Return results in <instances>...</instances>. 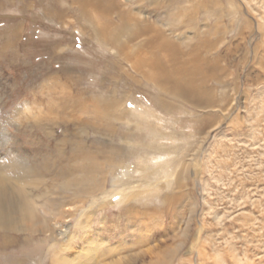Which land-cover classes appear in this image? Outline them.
<instances>
[{
  "label": "rangeland",
  "instance_id": "rangeland-1",
  "mask_svg": "<svg viewBox=\"0 0 264 264\" xmlns=\"http://www.w3.org/2000/svg\"><path fill=\"white\" fill-rule=\"evenodd\" d=\"M132 1L167 33L163 22L172 21L168 36L180 49L212 43L197 49L219 59L208 68V107L167 97L124 62L120 69L115 48L79 22L71 0H0V175L10 178L0 204L18 217L9 200L26 190L46 211L44 231L52 222L68 226L62 237L24 233L25 224L0 229V242L8 238L0 264H55L107 244L109 233V250L124 258L107 264H264V0H157L155 11L151 0ZM190 16L194 31L183 43L177 33ZM162 100L174 109H162ZM101 102L109 118L97 113ZM126 204L153 215L148 240V230L124 226Z\"/></svg>",
  "mask_w": 264,
  "mask_h": 264
},
{
  "label": "bare ground",
  "instance_id": "bare-ground-1",
  "mask_svg": "<svg viewBox=\"0 0 264 264\" xmlns=\"http://www.w3.org/2000/svg\"><path fill=\"white\" fill-rule=\"evenodd\" d=\"M71 1H72L73 5H76V7L78 8L79 12H78V16L77 17H78L79 22H81L82 20H85L87 22V24L88 23L89 24H93L91 26V30L93 31L95 36L99 40H101L102 43H104L105 45L113 46L115 48L117 56L121 57V61H122V63L119 61V68L120 69H122V70L124 69L123 62L125 63V65L133 67L138 73H141L145 77V79L147 81H150L152 83V85L154 87H156L160 91V93L166 95L167 97H172L174 99L178 98L180 100L182 99L183 101L187 102L188 104L192 103L195 106L196 105H207V107H208V105H210V103H212V101H213V96L211 94L212 91H211V89L209 87H208L209 89L207 88V78H208V73H209L208 68L211 71H213L214 68L217 69L216 65H217V61L219 59L217 58L218 60L217 59L213 60V58L212 59L208 58L209 60H207V58H206L207 54H206V56H203V55H201L202 52L197 50V49L200 50L202 48V46L211 47L210 45H212V43H209V41H208L209 39L207 40L206 38H202V39L200 38L197 41V43H198L197 45L193 46V48H188L186 51H184V49H180L179 48L180 46H178L176 40H173L170 36H168L171 33H175L174 30H171L169 28V26H171L173 24L172 21L169 20L170 23L169 22L168 23L167 22L166 23L163 22V25L165 26V27L164 26L163 27L167 28V30L169 32V33H167V31L158 28L154 24V23H156V22H154L155 20L157 21L158 24L160 23V19L158 18L159 16L157 18H155L154 21H151L150 20L151 17H149V15H147V14L142 13V10L140 8L134 7V8H136L134 10V8L128 7L126 2L129 1V0H105L103 2L97 1V0H71ZM135 1H137V0H135ZM131 2H134V1L131 0ZM151 2L153 4L150 3L149 5H152L151 9L154 10V8L158 5V1L157 0H151ZM135 4H136L137 7H138V5H140V7H141L142 2H140V3L138 2V3H135ZM186 7H187V5H186ZM94 13H96V14L100 15V17H102L101 21L98 20L95 17ZM114 14L118 18V22L117 23H114L112 21L111 17ZM54 16L59 18V20L61 19L58 13H56ZM185 19H186V17H185ZM189 19L191 20V22L189 21ZM181 22H183L184 27L181 26L182 27L181 30H179V32L177 33V37H178L177 39H180V40L182 39L183 43H186L184 40H186L188 38H191V36L188 37V38H186V37L191 35L193 33V31H194V30L191 31L192 32L191 33V32H189L187 30V28H189V27L191 28V26H192V18L190 16V18L188 17L185 21H181ZM159 25L161 26V24H159ZM194 35H197V34L195 33ZM214 47H215V45H214ZM211 50H212V47H211ZM147 55H148V57H147ZM180 59H184V60L181 61ZM154 66H156L155 69H153ZM124 71H125V69H124ZM212 73H214V72H212ZM125 74L127 75V73H125ZM217 83H219V82H217ZM133 87H134V85H133ZM105 96H107V95H104V97ZM90 101H91V98H90ZM94 101L96 102L95 99H94ZM102 102H104V101H102ZM102 102H101V104H99V103L97 104L99 106V108H100L99 112H97V113L98 114H100V113L102 114L103 111H106L105 116H107L109 118L108 115L111 114L109 112L110 110H108L106 108V106H104L105 102L104 103H102ZM107 102H108V100H107ZM91 103H93V100L91 101ZM159 104H157V105L160 106L162 109L171 110V108L173 107L172 103L166 102L164 100H162V102L159 101ZM77 105H79V104H77ZM92 105H94V103ZM65 108H66V106H65ZM63 109H64V107H63ZM94 109H95V106H94ZM109 109H111V108H109ZM112 109H114V108H112ZM172 109H174V108H172ZM119 111H120L119 113L122 112L120 109H119ZM48 113H50V112H48ZM131 113H129L130 115L129 114L128 115L131 116L132 115ZM143 115H145V114H143ZM112 116L114 117L115 114L112 115ZM116 116H119V115L116 114ZM132 116H136V115H132ZM124 118H126V117L124 116ZM127 120H129L128 117H127ZM154 120L159 121L156 118H154ZM109 123H110V121H109ZM142 123H143V121H142ZM106 127H108V126H106ZM97 128H99V127H97ZM109 129L111 130V128H109ZM92 130H94V129L92 128ZM94 131H96V130H94ZM111 131H113V130H111ZM111 131H109V133H111ZM98 132H100V131H98ZM101 133H103V132H101ZM126 133H128V132H126ZM95 134H97V133H95ZM124 136H123V138H124ZM120 140H121V138H120ZM60 142H62V141H60ZM80 146H82V145H80ZM116 146H114V147L116 148ZM79 150H82V148L79 149ZM72 152H73V150H72ZM6 179H10V178H5L4 176L0 175V196L1 197L5 195V193H3L2 191L6 187V183H5ZM71 180H73V182H76V181H74V178L71 179ZM71 180H69V181H71ZM77 180L79 182V179H77ZM150 184L152 185V183H150ZM74 185H76V184L73 183V185H72L73 187L71 186L73 188V191L77 188V186H75L76 188H74ZM63 186H65V185H63ZM17 187H18V185H17ZM66 188H67V186H66ZM78 188L80 189L79 185H78ZM21 189H22V187H21ZM24 192H20L19 194L17 193L18 194V199L17 200L16 199L15 200H12V199L9 200L15 205L14 206L15 212L18 214V217L17 216H13L12 217L11 212L8 211L7 209L1 207V204H0V229H3V231H8L9 229H13V230L17 229V230L20 231V230H23L22 225L25 224L27 229H24V233H28V234L31 233V232H34L36 230H40L41 232H44V233L49 232L50 235L55 233V234L60 235L61 237L64 236V234H67L66 233V231L68 230L67 224L60 225L61 224L60 222H54V223L52 222L49 226L46 227V229L44 231L43 222H44V219H45V216H46V211L43 210V208L41 209L40 208L41 205L38 204L31 197H28L27 194H25ZM80 192L82 193L83 190L82 191H78V193H80ZM9 193H11V191ZM78 193H76V194H78ZM84 193H85V191H84ZM119 193H121V192L119 191ZM11 194H14V192L11 193ZM17 194L16 195L14 194V195L17 196ZM76 194H74V195H76ZM5 200H6V198L3 199V201H5ZM58 204H57V207H60ZM60 204H62V203H60ZM2 205H3V203H2ZM70 205H69V207L71 208L72 206H70ZM64 207H66V206H64ZM134 207H136V206H134ZM133 208L131 206H129L128 204H126V206H124L122 211L120 212V216L122 217L123 222L125 223L124 226L129 227V229H130L131 226H134L135 229H137L136 231L138 233L140 231H142L143 229H144L143 231L148 230L149 232L145 233L146 236H147L146 237L147 239L146 238L143 239V240H145V239L148 240L149 234H152V232L154 231L152 226H153V223H156V221L153 220V215L149 216L150 212L148 211L147 216H149V217L146 220L147 223H145V224L141 223V219H143L144 217H147V216H145V214H146L145 212H147V211L144 210L145 212L140 214V213L136 212V210H134L135 208L134 209ZM136 208H138V207H136ZM74 209H72V211ZM62 211L63 210H59L58 211V208H57L56 213H58V214L59 213H63ZM85 211L86 210L81 209L80 210V215L85 213ZM141 211H142V209H141ZM151 211H152V209H151ZM40 213L42 215H40ZM66 215H67V213H66ZM133 216H135L134 220H133ZM19 218L22 220V222H17ZM46 218H48V217L46 216ZM31 219H33V220H31ZM45 221L47 222L46 219H45ZM132 222L135 223V224L133 225ZM48 223H50V222H48ZM80 224H81V226H84V224H82V223H80ZM117 225L118 226L120 225L121 229H125L124 226L121 225L120 220H119ZM154 226H155V224H154ZM100 229H102V228L101 227H97L94 230L93 236L91 238V241L93 243L94 242H96L97 244L100 243L99 239L97 237H95V235H96L95 233H98ZM70 234H71V232H70ZM154 234L155 233H153V236H154ZM4 235L6 236L7 234H4ZM111 235L112 234L109 233V239H108L109 242H111V237H110ZM89 238H90V235H88V236L83 235L81 237V244L83 246H85V247L88 246V239ZM7 240H8V238H7ZM7 240L3 239L2 243L0 242V244H4V242H7ZM68 240H71V238H69V236H67V238H64L62 240L60 239L61 243L63 244V247H65L68 244V242H69ZM140 240H142V239H140ZM109 242L107 244H101V245H103L102 247H101V245H99L98 247L95 246L94 247L95 250L93 252H91V250L89 248H87V249L84 250V252L82 254H81V252H79V254L76 255V257H71V258H67L66 257L65 258L64 256H60L58 258V261L55 262V264H107V263H110V261L113 260V259H117L119 263L120 262L123 263V258H124L122 256V252L123 251L109 250V247H110L109 246L110 245ZM101 243H104V242H101ZM11 246H13L12 243H11ZM3 247H5V246H3ZM176 248H177V246H176ZM65 253H67V252H65ZM175 253H176V251H175ZM208 254H209V252H208ZM162 255H163V253H162ZM202 258H204V256H203V254L200 253V259L202 260ZM164 259L166 260V257ZM167 259H168V257H167ZM246 259H248V258H246ZM169 260H171V259H169ZM236 262L239 263V261H237V260H236ZM201 264H203V263H201Z\"/></svg>",
  "mask_w": 264,
  "mask_h": 264
},
{
  "label": "water",
  "instance_id": "water-1",
  "mask_svg": "<svg viewBox=\"0 0 264 264\" xmlns=\"http://www.w3.org/2000/svg\"><path fill=\"white\" fill-rule=\"evenodd\" d=\"M195 170V169H194ZM194 170L192 171V173H194ZM201 231H202V229H200ZM201 231H200V233H201ZM198 232V231H197ZM197 234H199V233H195V235H194V237L196 238V235ZM188 253H190L191 252V249H190V247L188 248V251H187Z\"/></svg>",
  "mask_w": 264,
  "mask_h": 264
}]
</instances>
